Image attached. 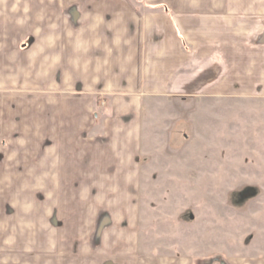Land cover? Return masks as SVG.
Masks as SVG:
<instances>
[{
    "label": "crops",
    "instance_id": "obj_1",
    "mask_svg": "<svg viewBox=\"0 0 264 264\" xmlns=\"http://www.w3.org/2000/svg\"><path fill=\"white\" fill-rule=\"evenodd\" d=\"M203 93L264 102V0H0V178L34 206L0 264H264L139 255L146 102ZM73 202L80 235L57 239Z\"/></svg>",
    "mask_w": 264,
    "mask_h": 264
},
{
    "label": "rangeland",
    "instance_id": "obj_2",
    "mask_svg": "<svg viewBox=\"0 0 264 264\" xmlns=\"http://www.w3.org/2000/svg\"><path fill=\"white\" fill-rule=\"evenodd\" d=\"M150 99L140 157L139 255L236 258L262 252L264 102L209 93ZM12 188L0 178V241L32 239L33 196L14 195ZM75 204L66 215L58 207L51 221L57 239L80 235ZM111 219L103 212L85 231L87 238L100 241Z\"/></svg>",
    "mask_w": 264,
    "mask_h": 264
}]
</instances>
